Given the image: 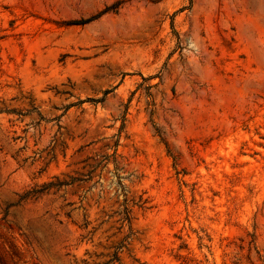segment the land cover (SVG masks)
I'll return each mask as SVG.
<instances>
[{"label":"rangeland","instance_id":"374dc122","mask_svg":"<svg viewBox=\"0 0 264 264\" xmlns=\"http://www.w3.org/2000/svg\"><path fill=\"white\" fill-rule=\"evenodd\" d=\"M0 264H264V0H0Z\"/></svg>","mask_w":264,"mask_h":264},{"label":"trees","instance_id":"16d2710c","mask_svg":"<svg viewBox=\"0 0 264 264\" xmlns=\"http://www.w3.org/2000/svg\"><path fill=\"white\" fill-rule=\"evenodd\" d=\"M119 183L121 184V181H119ZM59 184H64V183L63 182H60ZM122 212H123V219L129 221V218H130V209H129V207L126 206V205H123Z\"/></svg>","mask_w":264,"mask_h":264}]
</instances>
